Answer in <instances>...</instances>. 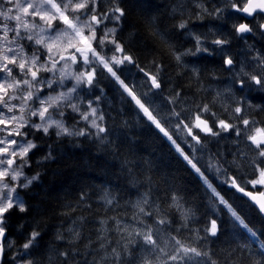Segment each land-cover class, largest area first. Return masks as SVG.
Listing matches in <instances>:
<instances>
[{
  "label": "snow or ice",
  "instance_id": "obj_1",
  "mask_svg": "<svg viewBox=\"0 0 264 264\" xmlns=\"http://www.w3.org/2000/svg\"><path fill=\"white\" fill-rule=\"evenodd\" d=\"M185 2L190 3L191 8L180 12V18L173 27L187 30L186 34L194 41L193 48L180 50L171 44L167 30H161L155 16L147 18L145 32L151 39L159 38L168 44L169 53L177 66L185 69L189 67L184 62L185 57L198 53L221 55L222 65L231 74V86L225 91L231 102L237 105L234 108L231 105L224 107L230 113V120L237 123L220 119L206 104L196 106L194 112L191 109L174 111L185 99L183 91L173 90L174 94L167 99L168 112L160 118L158 112L154 114V110H150L146 102H142L143 97L150 93L154 95L163 92L166 66L153 60L154 73L139 69L144 72L143 84L148 89L140 95L137 94V89L121 79L118 73L128 65L137 64L133 56L127 54V48L118 36V31L122 30V21L127 18V10L121 6L122 0H0V264H5L8 251L13 247L7 237L9 215L13 209L21 213L28 211L18 190L28 189L34 181L39 180V173L29 177L24 171L29 166V153L39 146L29 136L36 132L47 136L50 130H54L58 138H95L100 144L108 141L106 148L111 145L113 150L116 149L117 146L108 140L110 129L102 126L105 114L98 107L104 94V89L100 87L102 80H114L118 83L123 93H127V97L135 102L143 117L171 142L183 160L211 189L214 204L218 197V203L225 206L232 217L253 236L256 235L213 186L208 176L197 167L199 160L194 163L195 157L185 152L181 143H178V133L183 132L194 142L191 145L192 152L208 153L209 163L205 167L217 176H224V183H229L228 169L222 166L221 160L235 167L238 174L248 175V172H244L243 164L238 163L243 160L250 168V174L255 176L258 173L259 179L243 180L242 183L264 185V120L258 121L253 115L254 112L264 113V105L252 104L247 96L237 98L233 91L238 86L242 92L264 93V53L246 42L249 52L246 53L245 60L240 62L237 71V61L228 50L234 37L244 39L246 34L255 35L257 31L264 37V0H220L210 7V0ZM177 10L174 8L173 13ZM230 10L241 13L244 17H252L257 23L234 22L230 25L231 33H224L213 27H209L206 32H195L190 27L194 20L202 22L215 19L226 22L225 13ZM109 24L113 27H109ZM209 35L215 38L209 40ZM207 44L215 46L214 50L205 46ZM190 71L197 78L202 74L199 68H191ZM208 75L213 76L214 72H209ZM85 86L89 92L99 90L101 94L88 99L87 107L82 110L84 98L80 96V90ZM123 93L122 101L127 99ZM220 95L218 92L217 96ZM74 100H80V103H73ZM94 104L97 106L94 107ZM67 109L79 114L80 120L84 122L82 129L75 125L72 128L65 126ZM53 114L60 119H53ZM246 116L249 118H245ZM169 118L174 119L175 123L172 124ZM169 128L172 129L171 133ZM224 133L235 137L233 144L237 151L233 153L232 161H227L220 151L212 153L206 144L211 138L219 143V138ZM174 134H177V138H174ZM241 138L248 150L254 153L253 158L250 159L248 153L240 149ZM52 158L49 153L43 159ZM231 184L241 193L245 191L237 183L236 177L231 178ZM108 195L106 193L102 198L107 204H112L113 200L108 199ZM247 195L259 205V211L264 213V200H257L252 192ZM86 198L87 193L81 192L78 202H83ZM172 199L175 200V197ZM127 203H131L136 209L130 220L111 218L115 221L116 231L123 234L121 250L112 248L111 255L116 258L113 264H190L197 257L201 259L196 264H217L212 258L214 253L211 250L205 251L199 246H192L191 241H185L183 233L192 231L187 213L181 210L180 217H176L171 209L163 210L159 205L154 206L148 193L140 194L134 203ZM177 208L179 209V205ZM218 230L217 220L211 219L210 227L205 229L206 235H197L196 239L206 240L207 234L215 237ZM40 235L36 230L29 234L26 242L20 246L22 251L11 258L13 264H39L38 260L29 257L30 249L37 243ZM75 237H79L78 232ZM62 238L58 233L57 239ZM100 247L105 248V243H101ZM260 247L264 248V241ZM61 255L65 257L61 264H69V252ZM85 264H96V261H86ZM255 264H264V260L256 261Z\"/></svg>",
  "mask_w": 264,
  "mask_h": 264
},
{
  "label": "trees",
  "instance_id": "obj_2",
  "mask_svg": "<svg viewBox=\"0 0 264 264\" xmlns=\"http://www.w3.org/2000/svg\"><path fill=\"white\" fill-rule=\"evenodd\" d=\"M219 2L220 0H210L208 6ZM121 6L127 10V18L122 21V30L118 31V36L126 46L127 54L137 61L136 65H128L118 73L121 79L137 89V94L140 95L144 92V72H155L152 61L156 60L166 66L163 92L143 97V102L154 110V114L158 112V118L165 116L169 109L167 99L175 90L183 91L185 99L174 111L191 109L194 112L196 106L206 104L220 119L230 120V113L225 111L224 106L231 105L234 108L237 105L222 93L217 96L216 89L219 83L226 86L231 83V74L222 65L221 55L198 53L185 57L184 62L189 66L185 69L177 66L169 53L168 44L159 38L151 39L145 32L147 18L155 16L161 30H167L171 44L180 50L193 48L194 41L186 34L187 30L173 27L180 18V12L191 8L190 3L185 0H122ZM174 8L178 9L175 13ZM227 13L232 16L228 19L226 15V22L215 19L202 22L194 20L190 27L195 32H206L209 27L214 26L224 33H231L230 25L242 22L244 18L234 10ZM256 23L255 19L250 21V24ZM213 38L215 37L208 36L209 40ZM246 42L264 53V37L259 31L255 35L250 33L244 39L232 38L228 50L234 54L237 68L249 52ZM205 46L213 50L215 47L211 44ZM191 68L201 69L199 78L190 71ZM209 72H214V75H208ZM100 87L104 89V94L98 107L105 114L104 126L110 129L108 140L117 146L116 149L113 150L111 145L106 148L108 141L100 144L95 138H58L54 130H50L47 136L42 132L29 136L39 146L29 153V166L24 171L29 177L39 173V180L34 181L28 189L18 190L28 211L21 213L13 209L8 217L7 237L12 240L13 247L8 251L5 264H13L11 258L22 251L20 246L33 230L39 231L41 235L30 249L29 258L38 260L39 264H61L65 260L61 255L63 252H69V264H85L94 259L96 264H113L116 258L111 255V251L114 247L121 250L123 234L116 231L115 221L111 218L130 220L136 209L127 202L134 203L142 193L149 194L154 206L159 205L163 210L171 209L176 217H180L181 210L187 213L192 231L183 233L185 241H191L192 246H199L205 251L211 250L214 253L212 258L217 264H255L256 261L264 260V248L260 247L264 241V217L231 184V178L236 177L237 183L242 187L261 190L259 185L242 183L243 180L256 178V175L250 174L247 163L243 167L244 172L249 174L243 175L221 160L222 166L228 169L229 183H224V176H217L205 167L209 163L207 152H192L186 143L178 139L185 152L195 157L193 162L199 160L197 166L256 233L255 236L235 220L225 206L218 203V197L214 204L211 189L183 160L171 142L143 117L135 102L127 97V93H123L118 83L114 80H102ZM233 91L237 98L247 96L252 104L264 105V93L242 92L238 86ZM122 93L126 100H121ZM100 94L99 90L88 91L87 97ZM253 115L258 121L264 120V113L254 112ZM77 117L74 113L65 114L66 124L82 129L84 122L76 120ZM169 119L172 124L175 123L174 119ZM230 122L236 123L235 120ZM169 131L171 133L172 129L169 128ZM174 138H177V134H174ZM234 139V136L224 133L219 138V143L211 138L206 144L212 153L220 151L227 161H232L233 153L237 151ZM242 146L247 149L246 152L250 151L243 138L240 149ZM49 153L53 158L43 159ZM248 156L251 159L254 153L250 151ZM81 192H86L87 198L78 202ZM106 193L109 194L107 198L113 200L112 204H107L102 198ZM68 204L71 207H65ZM64 212L69 215H61ZM211 219L217 220L218 235L213 237L207 234L206 240L196 239L197 235H206L205 229L210 227ZM77 232L78 238L75 237ZM58 233L62 239H57ZM101 243H105V248L100 247ZM200 259L198 257L190 264H196Z\"/></svg>",
  "mask_w": 264,
  "mask_h": 264
},
{
  "label": "rangeland",
  "instance_id": "obj_3",
  "mask_svg": "<svg viewBox=\"0 0 264 264\" xmlns=\"http://www.w3.org/2000/svg\"><path fill=\"white\" fill-rule=\"evenodd\" d=\"M226 15H228V16H227L228 19L232 16V14H228L227 12H226L225 16H226ZM108 26H109V27H113L112 24H109ZM212 27L214 28V26H212ZM242 41H243V40H242ZM243 43H245V42L243 41ZM252 54H255V53H252ZM109 55H111V53H109ZM117 55H119V54H117ZM249 64H250V62H249ZM239 67H240V66H239ZM239 67L237 68V71L239 70ZM217 85H218V87L216 88L217 91H218L219 93H222L223 95H226V98H227L228 95H227V91H225V90L231 86V83H230L229 85H227V86L224 85V84L221 85L220 83L217 84ZM143 88H144V92L148 91L146 86H143ZM83 92H85V94H84ZM80 96L84 98V103H83L82 106H81V107H82V110H84V109L87 107V100H88V99H91L90 97H87V96H88L87 86H85L83 89L80 90ZM142 102H143V101H142ZM73 103H80V100H74ZM93 106L95 107L96 105L94 104ZM146 106H147V105H146ZM150 110H151V109H150ZM67 113H72L71 109H67V110L65 111V114H67ZM74 114H76V115L78 116L76 120L81 121V120H80V117H79V114H77V113H74ZM52 118H53V119H60V117L56 116L55 114H53ZM33 119H36V118H33ZM65 120H66V118L64 117V123H65V126H66V127H69V128H72L73 126H69V125H67L66 122H65ZM37 122H38V121H37ZM236 123H237V121H236ZM102 126H104V125H102ZM178 136H179V139H180L181 141H183L184 143H186L190 148H191V145L194 144V142L191 141L190 139H188V138L185 136V134H184L183 132L178 133ZM197 147H199V146H197ZM242 147H243V148H241V149H243L244 151H245V150L247 151V149H246L244 146H242ZM247 153L250 155V151H248ZM240 163L243 164V166H246L245 161L242 160V161H240ZM197 167H198V166H197ZM255 179H259L258 173H257ZM259 186L261 187V190H262V189L264 190V185H259ZM19 197H20V195H19ZM20 199H21V197H20ZM21 200H22V199H21ZM7 233H8V232H7ZM8 242L13 244L12 240L9 239V238H8ZM197 258H198V257H197ZM197 258H196V259H197ZM12 262H13V261H12Z\"/></svg>",
  "mask_w": 264,
  "mask_h": 264
},
{
  "label": "water",
  "instance_id": "obj_4",
  "mask_svg": "<svg viewBox=\"0 0 264 264\" xmlns=\"http://www.w3.org/2000/svg\"><path fill=\"white\" fill-rule=\"evenodd\" d=\"M241 14V13H240ZM242 15V17L244 18V21H246V22H248L249 23V20H251L252 19V17H244L243 16V14H241ZM250 34V33H249ZM249 34H246V35H249ZM236 188V187H235ZM245 188V187H244ZM236 190L239 192V194L240 195H242L244 198H246L251 204H253L257 209H258V211H259V205L255 202V201H253L252 199H251V197H249L248 195H247V193L248 192H252L255 196H256V198H257V200H264V196H261V193H264V191H262V190H251V189H248V188H245V191L243 192V193H241L237 188H236ZM260 212V211H259ZM261 213V212H260ZM262 214V216L264 217V213H261Z\"/></svg>",
  "mask_w": 264,
  "mask_h": 264
},
{
  "label": "bare ground",
  "instance_id": "obj_5",
  "mask_svg": "<svg viewBox=\"0 0 264 264\" xmlns=\"http://www.w3.org/2000/svg\"><path fill=\"white\" fill-rule=\"evenodd\" d=\"M246 151V150H245Z\"/></svg>",
  "mask_w": 264,
  "mask_h": 264
}]
</instances>
